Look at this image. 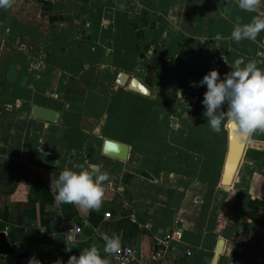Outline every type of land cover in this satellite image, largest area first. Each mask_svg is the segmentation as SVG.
<instances>
[{
	"label": "crops",
	"instance_id": "1",
	"mask_svg": "<svg viewBox=\"0 0 264 264\" xmlns=\"http://www.w3.org/2000/svg\"><path fill=\"white\" fill-rule=\"evenodd\" d=\"M257 14L238 0L0 7V234L11 248L32 254V264H55L96 243L117 264L103 251L104 235L116 234L136 249L137 264H153L158 240L179 229L163 264H214L221 241L217 264H264V130L249 136L225 185L230 130L210 129L206 85L192 86L211 69L223 79L237 58L264 67V31L240 42L230 35L237 18ZM133 79L148 94L132 89ZM35 107L58 120L34 117ZM108 140L128 146L127 158L106 155ZM85 162L109 173L100 208L56 202L52 181ZM15 259L0 252V264Z\"/></svg>",
	"mask_w": 264,
	"mask_h": 264
},
{
	"label": "clouds",
	"instance_id": "2",
	"mask_svg": "<svg viewBox=\"0 0 264 264\" xmlns=\"http://www.w3.org/2000/svg\"><path fill=\"white\" fill-rule=\"evenodd\" d=\"M13 0H0V7H11ZM239 8L249 12H257L251 20L243 23L237 18L231 31V39L240 42L255 39L264 31V0H238ZM230 71L224 74L217 69L209 70L199 82L192 86L206 85L202 104L205 106L203 115L213 132L232 129L240 136L247 138L257 129L264 130V67L258 66L254 60L235 59L230 64ZM227 102V111L222 106ZM108 146L116 144L109 141ZM109 180V173L98 163L85 162L60 171L59 176L51 184L55 201L60 204L79 205L84 209H99L104 193V182ZM105 253L115 254L121 249L119 235L105 234L103 237ZM74 241L71 232L66 233V251L71 252L69 245ZM40 264L38 260H35ZM33 260L30 261L32 264ZM55 264H111L106 256H102L96 243H92L79 255L72 254L65 262L58 258Z\"/></svg>",
	"mask_w": 264,
	"mask_h": 264
},
{
	"label": "water",
	"instance_id": "3",
	"mask_svg": "<svg viewBox=\"0 0 264 264\" xmlns=\"http://www.w3.org/2000/svg\"><path fill=\"white\" fill-rule=\"evenodd\" d=\"M127 80H128V76L125 74H121L119 76L118 83L120 85H124ZM131 88L138 91V92L148 94V90L146 89V87H144L136 79H133L132 84H131ZM32 115L34 117L42 118V119L48 120V121H57L58 120V113L57 112H54V111H51L48 109H44V108H40V107H35L33 109ZM229 130H230V148H229V154H228V158L226 161V167H225V172H224L223 183L225 185H230L232 180L236 176L237 171H238L239 166H240V163H241V160L243 158L245 149H246V144H247L248 138H249V137H247V138L242 137V142H240L238 144L239 147H238L237 157H236V159L232 158V160H231L232 149L235 146V145L233 146L232 142H235V140H237V136H236L237 132L232 130V129H229ZM108 142H109V140L106 141L105 145H104V153L106 155L111 156V157H115V158H119L122 160L127 158L128 149H129L128 146H126L124 144H119V143L113 142L116 144V147L110 148L108 146ZM223 246H224V242L221 241L219 246H218L217 252H216L214 264H217L218 259H219L220 255L222 254ZM0 252L16 256V259H15L13 264H29V262L31 261V259L33 257V255L30 253L29 254L16 253L11 248L10 244H8L4 234H0Z\"/></svg>",
	"mask_w": 264,
	"mask_h": 264
},
{
	"label": "built area",
	"instance_id": "4",
	"mask_svg": "<svg viewBox=\"0 0 264 264\" xmlns=\"http://www.w3.org/2000/svg\"><path fill=\"white\" fill-rule=\"evenodd\" d=\"M132 221L137 224L135 218ZM141 228H150L149 224L141 225ZM74 235L81 233V228L76 227L73 229ZM183 238V233L181 230L176 229L171 233L166 234L162 239L158 240L156 244V251L153 256V264H163L165 255L167 252L174 246L178 241H181ZM191 250H188L187 254L191 255ZM113 260L117 264H137L138 263V254L135 248L132 246H121V249L118 253L111 254Z\"/></svg>",
	"mask_w": 264,
	"mask_h": 264
},
{
	"label": "bare ground",
	"instance_id": "5",
	"mask_svg": "<svg viewBox=\"0 0 264 264\" xmlns=\"http://www.w3.org/2000/svg\"><path fill=\"white\" fill-rule=\"evenodd\" d=\"M237 140H235V142H232L233 143V146H234V148L232 149V153H231V160H232V158L234 159H236V157H237V152H238V147H239V143L240 142H242V136H240L238 133H237ZM238 141V142H237ZM234 162V161H233Z\"/></svg>",
	"mask_w": 264,
	"mask_h": 264
}]
</instances>
